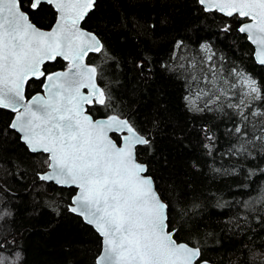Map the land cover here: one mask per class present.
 Segmentation results:
<instances>
[{
  "label": "snow or ice",
  "instance_id": "1",
  "mask_svg": "<svg viewBox=\"0 0 264 264\" xmlns=\"http://www.w3.org/2000/svg\"><path fill=\"white\" fill-rule=\"evenodd\" d=\"M127 2L140 7L154 0ZM191 3L196 12L221 16L219 32L244 34L253 46L254 61L264 67V0ZM97 4L98 0H0V222L11 224L16 215L9 177L24 180L30 171L27 187L37 189L38 195L51 190L53 202L70 189L66 211L99 237L93 264H264V244L253 248L242 243L243 259L236 255L240 250L226 260L209 256L205 245L214 234L205 231L207 225L201 227L199 197L186 198L174 181L159 183L163 177L150 174L149 165L140 161V150L154 154L156 135L170 124L168 88L157 92L151 128L138 126L133 113L113 94L120 81L105 78L106 66L123 72L120 57L99 33L82 26ZM45 10L52 22L41 26L34 15ZM171 24L167 15L130 13L121 14L111 30L136 48L125 62L135 69L138 85L154 80L158 65L167 80L183 82L179 99L187 113L195 119L219 113L230 121L225 134L234 142L223 155L238 158L239 167L213 170L232 176L244 173L240 186L247 189L246 181L264 174L260 164L246 166L257 157L264 160V83L238 65L225 68V58L210 40L192 49L185 39H172L157 60L152 53ZM93 55L102 63L90 62ZM58 61H63L61 67L50 71L47 65ZM30 82H36L38 90L26 95ZM139 91L147 95V89ZM213 127L199 129L210 158L217 142ZM170 135L177 149L187 147V136L175 131ZM9 143L21 147L26 160L4 156L2 150ZM189 166L199 170L196 160ZM233 203L240 211L231 218L230 231H254L248 212L257 213L253 218L264 227V184L247 200ZM215 243L223 246L218 239ZM0 264H21L14 230L0 229Z\"/></svg>",
  "mask_w": 264,
  "mask_h": 264
},
{
  "label": "trees",
  "instance_id": "2",
  "mask_svg": "<svg viewBox=\"0 0 264 264\" xmlns=\"http://www.w3.org/2000/svg\"><path fill=\"white\" fill-rule=\"evenodd\" d=\"M130 13H136L138 16L151 14L156 18L167 15L172 20V24L163 29L165 35L159 38L160 47L152 53L157 60L164 57L166 49L170 47L168 41L183 38L192 49H196L199 42L210 40L217 54L225 58V68L238 65L240 69L262 83L264 67L255 63L251 55L252 46L243 34L235 31L231 34L219 32L221 16L203 15L194 11L191 0H154L153 3L140 7L129 6L127 0H98L95 11L83 25L99 33L111 46L114 54L120 57L123 72H114L110 66H106L105 78L110 82L120 81L118 86L113 87V94L120 99L126 111L130 110L133 113L138 126L151 128L149 121L155 111L154 101L157 92L161 87L167 86L171 107L168 113L170 124L156 135L155 153L149 154L146 150H140L139 159L149 165L150 174L163 177V181H158L159 183L170 185L174 181L178 191H185L188 194L186 198L199 197L201 208L198 219L201 221V227L207 225L205 231L214 234L207 238L205 245L210 249L209 256L216 260H226L228 254L240 250L236 251V255L243 259L242 243L253 248L264 244V227L253 218L257 213L248 212L246 214L254 231L248 228H245L244 234L230 231L229 229L234 227L231 218L240 211L233 202L247 200L249 195H255V190L264 184V174L253 175L250 181H246L250 185L246 189L240 186L244 173L232 176L213 170H230L232 165L239 167L238 158L223 155L234 142L225 134L231 123L219 113H207L200 119H195L187 113L179 99L182 94V81L167 80L161 75L157 65L154 80L137 84L139 77L135 69L131 63L125 62L128 53L135 54L136 48L130 40L123 42L120 32L111 30L113 25L119 23L121 14ZM34 22L46 26L52 22V15L46 10L41 11L34 15ZM231 22L229 20V23ZM90 62L102 63L101 58L96 55L91 57ZM62 63L63 61H58L55 64H48L47 67L49 70L59 69ZM30 83L27 95L38 90L36 82ZM139 89H147V95ZM227 111L230 115L231 111ZM204 125L216 126L212 128L217 136L213 158L208 157L202 148L199 129ZM174 131L187 136L184 140L186 148L175 147L174 138L170 135ZM2 154L9 159L15 160L19 157L26 160L23 149L15 144H6ZM192 160L199 162V170L189 166ZM257 164L264 166V160L257 157V160L247 163L246 166L254 168ZM24 167L27 168V164ZM29 179L30 171L25 174L24 180L18 181L9 177V184L15 193L12 202L16 215L11 224L0 222V229L16 231L21 264H93L99 237L91 226L75 214L66 211L70 189H65L57 195L53 202L50 199L53 195L51 190L47 195H38L37 189L27 187ZM35 203H39L40 207L34 208ZM225 221L229 223L225 224ZM217 239L220 240L222 247L216 245Z\"/></svg>",
  "mask_w": 264,
  "mask_h": 264
},
{
  "label": "water",
  "instance_id": "3",
  "mask_svg": "<svg viewBox=\"0 0 264 264\" xmlns=\"http://www.w3.org/2000/svg\"><path fill=\"white\" fill-rule=\"evenodd\" d=\"M83 26V25H82ZM84 27V26H83ZM87 29V28H86ZM89 30V29H88ZM91 31V30H90ZM244 35V34H243ZM248 42V41H247ZM251 45V44H250ZM252 46V45H251ZM253 47V46H252ZM256 63V62H255ZM257 64V63H256ZM54 70H57V69H54ZM50 71H53V70H50ZM36 92V91H35ZM35 92L31 93V94H35ZM30 94V95H31ZM26 95H27V89H26ZM96 118H100V116H96ZM145 163V162H143Z\"/></svg>",
  "mask_w": 264,
  "mask_h": 264
}]
</instances>
